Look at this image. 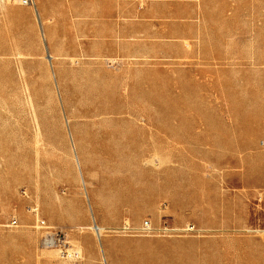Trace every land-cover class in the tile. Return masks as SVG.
<instances>
[{"label": "rangeland", "instance_id": "obj_1", "mask_svg": "<svg viewBox=\"0 0 264 264\" xmlns=\"http://www.w3.org/2000/svg\"><path fill=\"white\" fill-rule=\"evenodd\" d=\"M0 264H264V0H0Z\"/></svg>", "mask_w": 264, "mask_h": 264}, {"label": "built area", "instance_id": "obj_2", "mask_svg": "<svg viewBox=\"0 0 264 264\" xmlns=\"http://www.w3.org/2000/svg\"><path fill=\"white\" fill-rule=\"evenodd\" d=\"M30 0H23L24 4H28ZM40 221H37V225L39 227H43V222L39 223ZM150 225L147 221H144L141 223L139 231L141 232H148L150 231ZM42 245L49 248H54L59 251L62 255H64L66 258L77 261L81 258L80 251L74 247L73 245H69L68 241L65 239L64 236L59 235L57 232H46V234L42 238Z\"/></svg>", "mask_w": 264, "mask_h": 264}, {"label": "bare ground", "instance_id": "obj_3", "mask_svg": "<svg viewBox=\"0 0 264 264\" xmlns=\"http://www.w3.org/2000/svg\"><path fill=\"white\" fill-rule=\"evenodd\" d=\"M34 7V6H33ZM32 7V8H33ZM39 12V11H38ZM48 55H49V53H48ZM50 56V55H49ZM36 137V136H35ZM91 228L95 231V233H96V235H100L101 234V232H102V228L100 227V226H98V225H92L91 226ZM186 229V228H185ZM54 249V248H53Z\"/></svg>", "mask_w": 264, "mask_h": 264}]
</instances>
